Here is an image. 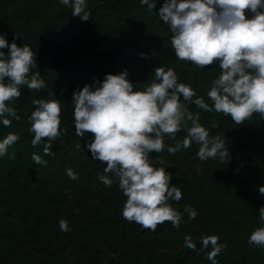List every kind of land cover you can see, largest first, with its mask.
<instances>
[{
	"label": "rangeland",
	"instance_id": "374dc122",
	"mask_svg": "<svg viewBox=\"0 0 264 264\" xmlns=\"http://www.w3.org/2000/svg\"><path fill=\"white\" fill-rule=\"evenodd\" d=\"M95 1H104L112 7L113 2L119 6L128 0H87V4ZM12 8L22 12L21 19L28 18L25 24L29 25L28 29L41 27L29 34L26 43L34 52L37 51V65L56 67L69 59L88 57L89 54L91 61L101 67L114 71L126 69L134 77V84L151 79L153 68L157 66L172 67L180 81L190 83L197 95L212 103L207 92L200 89L211 85L212 78L219 74L217 64L198 68L176 57L163 61L151 48L148 36L121 26L95 29L94 44L85 48L81 39L85 29L80 30L68 22L70 16L66 11L72 12V9L59 0H16ZM125 10V7L119 10L121 23L125 22L127 16ZM98 37L100 40H97ZM66 75V80L49 84L48 89L51 98H59L62 107L70 108L71 126L74 128L72 91L85 83H91L92 77L76 67L67 70ZM20 90L19 97L6 103L17 104L14 108L20 119L13 118L17 128L20 127V131L27 129L23 132L31 135L24 123L29 121L28 116L35 107L32 103L35 89L21 85ZM188 108L193 113H200L199 122L209 129L210 135L219 134L225 146L242 139L260 141L262 127L258 123L259 118L252 116L239 125L213 127L215 119L222 113L205 111L195 104H188ZM181 131L182 135L176 133L177 139L186 135L185 130ZM87 135L90 137L92 134H86L83 141L75 138L76 153L68 157L66 163L58 159L64 151L60 138L52 141L53 154L46 156L52 157L57 174L56 188L49 197L41 198L17 185L13 187L0 173V213L8 211L23 216V232L13 228L8 232L0 228V264H211L206 256L210 246L202 248L200 243L201 236L208 234H217L220 241L226 244L216 257L218 264H264V247L248 243V229L253 230L261 223L258 212H249L247 216L239 213L234 220L226 218L225 221L223 218L216 228L208 227L205 221L208 215L226 214L231 203V206L242 203L237 197L223 196L219 187L226 182L238 185L242 178L253 182L258 175L256 165L253 168L251 162L259 158L255 157L256 149L255 152L250 150L242 155L230 154L231 159L227 163L219 158L199 160L195 155L198 150L195 142L189 154H179L175 160L166 158L162 152L151 153L152 163L166 167L172 173L171 182L182 191L179 201H171L173 207L183 212L184 205L189 204L198 211L192 220H188V214L183 212V222L178 228L166 220L158 223L155 231H152L121 215L126 197L118 187V178L108 173L113 179L110 186L99 180L98 173L103 172L105 164L90 158L89 151L84 148ZM164 142L173 143L167 134ZM77 144H81V148H77ZM28 149L30 147L24 141L22 162L27 161ZM243 156L247 159L245 172H242ZM90 161H95L96 168L89 166ZM69 167L78 174V178L72 179L66 174ZM258 177L259 183H264V175ZM251 188H255L256 192L253 198L264 202V195L258 192V187ZM61 218L68 221L67 231L59 227ZM185 234H190L196 242L195 250L185 246Z\"/></svg>",
	"mask_w": 264,
	"mask_h": 264
},
{
	"label": "clouds",
	"instance_id": "9594fccd",
	"mask_svg": "<svg viewBox=\"0 0 264 264\" xmlns=\"http://www.w3.org/2000/svg\"><path fill=\"white\" fill-rule=\"evenodd\" d=\"M59 2L81 20L90 17L87 0ZM140 3L149 9L155 6V0ZM158 16L169 26L176 58L198 68L218 65L219 74L212 78L206 93L211 104L197 95L190 83L180 81L174 68L164 66L153 68L154 75L142 84H134L125 69L105 73L103 79H93L71 94L74 131L80 137L92 134L87 135L84 148L91 159L105 164L103 172L98 173L99 180L110 186L113 179L107 174L118 178V187L126 197L121 215L152 231L166 220L178 228L183 212L192 220L198 211L189 204L184 205L183 212L173 207L171 201H179L182 191L171 182L172 173L166 167L152 163L151 153L166 149L175 154L195 142V155L201 161L219 158L227 163L231 159L224 139L219 134L210 135L199 122L200 113L191 112L188 104L223 113L236 124L253 113L264 117V0H163ZM15 39L9 42L0 34V124L4 126L11 125V118L20 119L6 101L21 95V85L30 89L45 86L40 72H32L37 66V51L28 44L18 46ZM32 103L35 107L28 116V130L34 133L31 143H43V153L52 155V141L63 132L60 99L39 98ZM182 129L186 135L177 139L176 133ZM165 134L172 144H165ZM18 139L15 132L0 138V157ZM76 147L81 148V144ZM31 159L47 164L37 152ZM66 174L78 178L71 167ZM258 192L264 195V183L258 186ZM258 217L261 223L249 233L248 243L264 247V205L259 207ZM59 227L67 231L68 221L61 218ZM200 243L202 248L210 246L207 259L218 264L216 257L226 244L217 234L201 236ZM184 244L196 249L190 234H185Z\"/></svg>",
	"mask_w": 264,
	"mask_h": 264
},
{
	"label": "trees",
	"instance_id": "16d2710c",
	"mask_svg": "<svg viewBox=\"0 0 264 264\" xmlns=\"http://www.w3.org/2000/svg\"><path fill=\"white\" fill-rule=\"evenodd\" d=\"M16 0H0V34H4L6 39L11 42L15 36V42L18 44H26L29 38V34L31 32H35L41 27H37L35 29H28L29 25L27 24V19H21L22 12L17 11L12 8V4ZM113 6L110 7V4H105L104 1H95L91 4H86V10L89 11L90 17L87 20H81L78 15H72L71 11H66L69 14L70 18H68V22L70 24H74L80 30L85 29V33L83 35L82 43L84 47L94 44L95 35L94 30L100 28H117L118 26L125 27L133 32L138 34L148 36L149 43L151 44V48L154 50L155 54L160 56V58L165 60H171L175 56L174 49H172L170 36L172 35L169 26L165 24L160 17L158 16V9L162 6L163 0H155V6L152 9H149L147 5H142L140 0H128L124 4L117 6L115 2L112 3ZM116 7V8H115ZM125 7L126 18L125 22L121 23L122 18L120 17L119 10ZM40 26V25H37ZM100 40V37L97 38ZM7 51V49H4ZM91 55L88 54L86 56H78L76 58L69 59L58 65L54 66H46L43 67L41 65H37L32 69V72H40V76L45 81V86L40 89H35L34 99L39 98H49V89L48 85L53 83H59L61 80L67 79V70L71 68H78L86 72L87 74H91L93 79H103L105 73H116L119 71H114L108 67H101L97 65L94 61L90 59ZM61 70V71H57ZM57 76V77H56ZM56 77V78H55ZM130 80L133 82L134 77L129 75ZM210 85L206 87H201L200 90L207 92ZM12 107H15L17 104L9 103ZM70 108L61 106V124L60 127L63 129L61 136H59L60 141L63 143L64 151L59 156V160L61 162H67L69 160L68 157H73L74 153H76L74 140L79 139L83 141V137L76 135L74 128L71 126L70 119ZM254 118H259L258 123L261 124L262 133L260 141L255 140L249 141L242 139L239 142H232L228 144L230 154H244L246 152H255V157H259L257 160L253 159L252 166L256 165L258 175H264V117H260L259 113H253ZM251 116V117H252ZM248 118L245 121L251 119ZM12 119V123L10 126H4L0 124V138H3L8 132H15L19 135V139L14 142L11 146L8 147L6 154L0 157V173L5 175V180L12 183V186L15 187L17 185L20 188L26 189L27 191L39 196L41 198L49 197L53 194L56 184V174L57 170L53 167V159L52 157H47L42 149L43 145L38 144L33 146L31 143L32 137L34 133L31 135H25L24 130H19L17 128L16 121ZM258 120V119H257ZM243 121V123L245 122ZM215 125H221L222 127H228L236 124L230 116H226L223 113L221 116L215 119ZM27 125V128L30 127L29 121H25L24 123ZM242 124V123H241ZM239 125V124H237ZM182 135V131L179 132ZM25 141V145L29 146L27 152V161L22 162V154L21 150L23 149V144ZM84 149V148H83ZM86 149V148H85ZM87 150V149H86ZM192 148L182 149V151H178L175 154L167 152L165 149L162 152V155L168 159L175 160L176 156L179 154H184V152H191ZM260 150V152H259ZM33 152H37L40 154L43 159L47 161L46 165L37 164L31 159V154ZM69 154V155H68ZM184 156V155H182ZM243 171L247 169L245 162L247 159L243 156ZM89 166L95 167V161H90ZM255 176L253 182H248L245 178H242L241 183L238 185L231 184V182H226L224 185L219 187L220 193L225 197H237L240 202V205L227 207L226 214L216 213L213 215H208L205 217L206 224L210 228H216L222 222L224 218H230V220H234V217H237L238 214H242V216H247L249 212H258V209L261 205H264V202L255 200V188H251V186L258 187L259 177ZM188 188L191 187L185 184ZM13 194V192H12ZM254 196V198H253ZM2 201V200H1ZM22 222L23 216L10 213L8 211H3L0 213V228H3L5 231H8L13 228V230L22 231ZM249 233L252 229H248ZM248 233V235H249ZM161 264V263H159ZM170 264V263H164Z\"/></svg>",
	"mask_w": 264,
	"mask_h": 264
}]
</instances>
